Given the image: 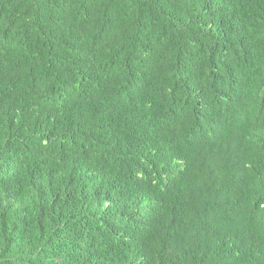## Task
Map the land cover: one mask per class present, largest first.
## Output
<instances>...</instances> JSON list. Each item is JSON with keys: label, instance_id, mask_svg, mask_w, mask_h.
<instances>
[{"label": "trees", "instance_id": "obj_1", "mask_svg": "<svg viewBox=\"0 0 264 264\" xmlns=\"http://www.w3.org/2000/svg\"><path fill=\"white\" fill-rule=\"evenodd\" d=\"M0 264H264V0H0Z\"/></svg>", "mask_w": 264, "mask_h": 264}]
</instances>
